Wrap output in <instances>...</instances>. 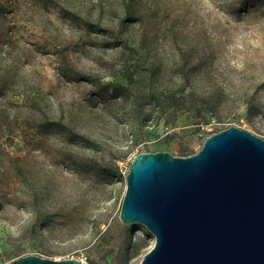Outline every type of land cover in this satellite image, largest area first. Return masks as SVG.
<instances>
[{
  "label": "rangeland",
  "instance_id": "374dc122",
  "mask_svg": "<svg viewBox=\"0 0 264 264\" xmlns=\"http://www.w3.org/2000/svg\"><path fill=\"white\" fill-rule=\"evenodd\" d=\"M230 125L264 139V0H0V264H140L134 156Z\"/></svg>",
  "mask_w": 264,
  "mask_h": 264
},
{
  "label": "water",
  "instance_id": "95a60500",
  "mask_svg": "<svg viewBox=\"0 0 264 264\" xmlns=\"http://www.w3.org/2000/svg\"><path fill=\"white\" fill-rule=\"evenodd\" d=\"M119 219L154 237L140 264H264V139L230 125L194 154L134 156ZM7 264H85L25 255Z\"/></svg>",
  "mask_w": 264,
  "mask_h": 264
},
{
  "label": "trees",
  "instance_id": "16d2710c",
  "mask_svg": "<svg viewBox=\"0 0 264 264\" xmlns=\"http://www.w3.org/2000/svg\"><path fill=\"white\" fill-rule=\"evenodd\" d=\"M184 87H185V84H182V86H180V87H179V92H180V91H183V90H184ZM121 89H123V90H124L125 88H124V87H122Z\"/></svg>",
  "mask_w": 264,
  "mask_h": 264
},
{
  "label": "built area",
  "instance_id": "2783aa9c",
  "mask_svg": "<svg viewBox=\"0 0 264 264\" xmlns=\"http://www.w3.org/2000/svg\"><path fill=\"white\" fill-rule=\"evenodd\" d=\"M82 260H84V261H85V258H83Z\"/></svg>",
  "mask_w": 264,
  "mask_h": 264
}]
</instances>
